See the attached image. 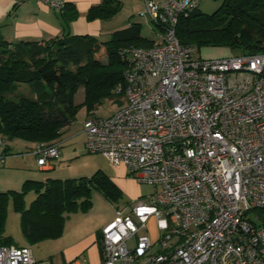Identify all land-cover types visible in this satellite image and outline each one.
I'll use <instances>...</instances> for the list:
<instances>
[{"label": "built area", "instance_id": "built-area-1", "mask_svg": "<svg viewBox=\"0 0 264 264\" xmlns=\"http://www.w3.org/2000/svg\"><path fill=\"white\" fill-rule=\"evenodd\" d=\"M34 1L58 13L66 6ZM143 1L154 47L124 52L130 67L115 91L124 106L86 120L84 133L88 152L155 191L117 210L101 231L98 264H264V228L249 218L264 210V53L196 57L177 26L202 0ZM10 153L0 136V166ZM30 154L41 169L61 156L57 143L36 144ZM0 264L42 263L24 245L0 246Z\"/></svg>", "mask_w": 264, "mask_h": 264}, {"label": "trees", "instance_id": "trees-1", "mask_svg": "<svg viewBox=\"0 0 264 264\" xmlns=\"http://www.w3.org/2000/svg\"><path fill=\"white\" fill-rule=\"evenodd\" d=\"M110 2L93 8L89 18L99 13L113 14L118 6L109 8ZM177 37L183 45L196 49L228 47L241 55L262 54L264 0H225L211 16L196 10L179 19ZM154 44L155 39L145 38L135 23L114 32L106 41L67 36L12 44L0 35V136L33 146L56 143L63 130L76 120L80 107L87 109L88 120L104 100L122 103V95L115 91L125 84L124 75L130 67L124 52L152 48ZM102 50L105 59L97 57ZM23 87L28 93L20 91ZM81 89L84 101L77 104ZM94 189L109 200L123 197L117 184L101 172L92 178L27 180L21 191L0 192V246L18 244L6 234L11 201L26 242L35 245L61 238L72 214L90 211ZM30 193L36 197L28 205ZM253 213L259 223L251 222L264 228V210ZM101 237L97 233L99 246Z\"/></svg>", "mask_w": 264, "mask_h": 264}, {"label": "rangeland", "instance_id": "rangeland-1", "mask_svg": "<svg viewBox=\"0 0 264 264\" xmlns=\"http://www.w3.org/2000/svg\"><path fill=\"white\" fill-rule=\"evenodd\" d=\"M108 7H117L113 14L102 16L104 23V35L101 40H109L116 31L127 29L132 23L139 24L142 35L145 38L155 39L154 24L148 16L142 15L145 11L143 0H110ZM158 3L161 0H155ZM225 0H202L197 9L202 15H213L222 6ZM156 31V30H155ZM196 57L204 60H216L230 58L241 55L228 47H202L194 51ZM97 57L105 59L102 50ZM28 93V89L23 87L20 90ZM122 103L117 100L106 99L99 105L92 114L93 117L107 119L119 113ZM84 101V89H81L76 96V103ZM88 118L87 109L80 107L76 120L64 129L63 134L56 142L63 141L61 154V163L57 164L52 171H40L37 167V160L30 154L33 145L29 142L14 140L9 142L13 158L5 166H0V192L21 191L27 180L46 181L47 179H79L92 178L98 172H101L111 178L121 189L123 197L119 200H109L100 191H92V208L88 212L78 211L69 221H66L64 234L61 238L52 241H46L35 245H29L20 229L19 215L15 213L12 201L8 206V218L6 224V234L15 239L17 246H31L37 261L45 263L61 264L63 257H73L72 263L80 261L91 262L92 255L99 254L98 245H89L85 251L76 250L75 246L81 240H87L89 235L93 234L94 239L97 232L110 223L117 213V210L130 208L131 204L139 199H145L154 194L155 189L151 186L139 184L132 176L128 175L125 166L116 168L102 154H92L86 149L87 137L84 133V123ZM36 195L30 193L27 197L29 205ZM256 213L249 215L255 223L259 221L255 218ZM84 219V221H78ZM107 220V221H106ZM154 222L149 223L148 233L153 235ZM88 241V240H87ZM95 247L94 252L90 249ZM97 247V248H96Z\"/></svg>", "mask_w": 264, "mask_h": 264}, {"label": "crops", "instance_id": "crops-1", "mask_svg": "<svg viewBox=\"0 0 264 264\" xmlns=\"http://www.w3.org/2000/svg\"><path fill=\"white\" fill-rule=\"evenodd\" d=\"M105 1L106 0H65L66 6L64 13H58L49 6L34 0L19 6L15 5L14 0H0V35L12 44H16L20 41H48L67 36H90L101 39L105 30V22L102 20L103 14L99 13L96 17L94 15L93 18H89V14L93 8L103 5ZM67 15L69 17L68 19ZM56 143L60 146L61 154L63 141ZM13 157V154L10 153V157L7 159L5 165ZM61 159L62 155L58 162L53 163L51 168L41 169L38 165L37 167L40 171H52L56 168L57 164L61 163ZM73 215L74 214H72L67 221H69ZM78 221H84V219H79ZM97 233L95 239L93 234L92 236L90 234L87 239L88 241L81 240L75 246L76 250L80 252L85 251L89 245H98L99 254L92 255V260L89 262L91 264L100 263L102 258L101 246L97 243ZM153 236H156V230L153 232ZM94 248L95 247H92L90 251L94 252L96 250ZM72 260V256H64L61 264H71ZM40 263L46 264L44 261H40Z\"/></svg>", "mask_w": 264, "mask_h": 264}]
</instances>
